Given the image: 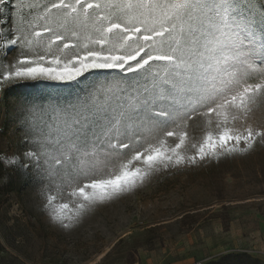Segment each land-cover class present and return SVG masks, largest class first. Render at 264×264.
I'll list each match as a JSON object with an SVG mask.
<instances>
[{"label": "snow or ice", "instance_id": "1", "mask_svg": "<svg viewBox=\"0 0 264 264\" xmlns=\"http://www.w3.org/2000/svg\"><path fill=\"white\" fill-rule=\"evenodd\" d=\"M12 8L3 44L21 52L0 84L53 81L45 87L75 92L22 109L25 155L48 181V206L78 197L79 215L157 165H195L218 158L217 146L243 153L264 141V127L248 123L264 98V0H15ZM197 121L208 130L184 155ZM53 218L65 228L75 219Z\"/></svg>", "mask_w": 264, "mask_h": 264}, {"label": "rangeland", "instance_id": "2", "mask_svg": "<svg viewBox=\"0 0 264 264\" xmlns=\"http://www.w3.org/2000/svg\"><path fill=\"white\" fill-rule=\"evenodd\" d=\"M35 51L44 54L42 48ZM20 52L16 46L4 47L0 72ZM15 82L33 81L0 85V164L5 174L0 179V264H209L228 254L241 255L228 264H264V141L231 154L236 174L221 171L219 155L225 148L217 146L218 158L209 153L195 165H157L131 187L77 215L78 197L58 196L48 206V181L25 155L32 145L21 124L22 109L41 101L32 91L5 97ZM248 123L264 127V98L253 105ZM233 127L242 131L245 124L237 120ZM207 130L201 121L189 127L184 155L198 151ZM211 130L215 134L216 126ZM21 162L30 178L17 194L3 184L7 169ZM54 212L75 217L73 226L63 227Z\"/></svg>", "mask_w": 264, "mask_h": 264}, {"label": "trees", "instance_id": "3", "mask_svg": "<svg viewBox=\"0 0 264 264\" xmlns=\"http://www.w3.org/2000/svg\"><path fill=\"white\" fill-rule=\"evenodd\" d=\"M15 0H8L5 5L0 6V52L4 48V40L11 38V29L14 26V10L12 4ZM6 21V23H2ZM4 56L2 58L1 66H4ZM60 82L53 81H33V82H15V84L4 91V96L7 97L11 93H16L22 91L25 96H28L32 91L35 93L36 98L41 102H47L49 99H71L75 94L74 90H64L45 87L46 85L59 84ZM7 83L0 84L1 86L7 85ZM31 89V90H29ZM35 90H39L37 93ZM264 145V144H263ZM232 153L223 152L219 155V168L223 173L232 172L233 174L237 173V166H235L232 161ZM228 163V164H226ZM3 164H0V179L5 176L3 175ZM6 176L8 181L3 184V187L15 191L17 194H21L25 187L26 183L29 180L28 167L25 163H20L18 165H13L11 168L7 169ZM239 254H228L225 257L219 260H213L209 264H228L231 260L236 257H239Z\"/></svg>", "mask_w": 264, "mask_h": 264}]
</instances>
